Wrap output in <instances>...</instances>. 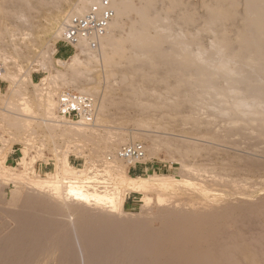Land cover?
Instances as JSON below:
<instances>
[{"label":"rangeland","instance_id":"374dc122","mask_svg":"<svg viewBox=\"0 0 264 264\" xmlns=\"http://www.w3.org/2000/svg\"><path fill=\"white\" fill-rule=\"evenodd\" d=\"M78 1L55 0L49 8L35 10L36 32L30 41H17V47L11 45L12 49L0 45V57L12 58L6 65L0 59V69L8 70L9 78L14 76L18 82L0 77V150L6 158L13 148L18 150L17 164L29 152L27 161L30 164L33 159L30 165L34 171L27 176L16 169L17 164L7 166L0 161V264H264V116L226 111L229 103L223 96L216 99L219 105L215 108L210 99L180 97L169 89L171 95L166 91L177 81L165 75L166 66L156 72L143 66V72L130 68L128 59L123 57L122 61L117 59L119 56L116 59L120 65L111 66L97 53V59L80 54V65L55 64L58 71L67 73L65 80L69 83L55 96V114L63 92L80 94L77 88L84 89L94 95L97 106L94 119L92 116L86 121L91 127H85L87 131L81 128L85 132L81 134L70 126L57 128L47 123L48 111L38 92L50 81L42 86L47 75L35 71L54 49L65 48L62 36L56 35L57 29L74 16L61 18L62 25L55 26V5L60 4L67 14ZM181 3H189L201 17L202 4L209 0ZM167 5L164 3L163 8ZM179 10L174 7L169 17L163 11V23L158 25L172 26L170 30H158L167 32L165 35L172 36V40L185 36V41L198 30L181 21ZM135 18V11H130L121 20L124 32L115 34L117 39L125 40L121 43L126 57L134 52L126 40ZM211 40L205 34L198 36L201 48H208ZM170 46L171 40L164 49ZM198 48L192 46L191 51L197 53ZM65 49L54 58L67 62L74 51ZM29 74L39 88L25 82ZM160 75L170 87L161 78L162 83L156 79ZM153 76L156 80L150 83ZM58 84L62 86L63 82ZM218 84L223 86L220 80ZM18 91L26 101H21ZM28 102L31 113L24 116L20 110ZM135 143L145 146L147 158L143 163L144 168H149L138 177H166L173 182L171 189L159 193L152 190L148 195L122 189L124 170L136 178L129 170L132 166L108 159L122 147ZM76 171L78 174L72 173ZM48 174L63 180L64 193L59 199L28 186ZM67 174L72 176L68 178ZM66 177L69 182L75 177L87 178L85 189L95 186L92 188L98 193L119 190L124 195L119 206L124 216L110 214L103 206L84 204L67 194ZM92 188L88 190L91 193ZM127 219L130 225L123 223ZM109 223L118 226L111 227Z\"/></svg>","mask_w":264,"mask_h":264},{"label":"bare ground","instance_id":"6f19581e","mask_svg":"<svg viewBox=\"0 0 264 264\" xmlns=\"http://www.w3.org/2000/svg\"><path fill=\"white\" fill-rule=\"evenodd\" d=\"M53 1L55 0H0V45L12 49V46L15 48L17 47V41L21 43L30 41L33 34L36 32L35 19L38 16L33 15L34 11H40L42 9L49 8L50 5L54 3ZM101 1L102 0H80L78 1V3L72 5V10L70 9L71 13L69 12L67 14H65L63 10L59 8L60 4H56L55 7L56 9H58V15L56 19H54L55 26L60 24V22L62 21L61 18H66L68 20V18H70L68 16H84L92 6L99 4ZM108 1L111 2L115 10V17L109 27L107 34L100 40L99 47L96 50L90 48L89 45L85 42L81 43L76 47V50L66 62L62 59L54 58V55L57 53V50L54 49L51 53H49L48 57L45 56V61L40 62V69L35 71H44L47 75V79L46 77L45 79H42V86L45 85L44 82H46L47 80L50 81L48 87L45 86V88H41V90H39L38 96L39 99L41 98L40 100H42L45 104L46 108H44L48 111V114H46L48 115L47 123L50 122V125L52 123L51 126H55L57 128H60L61 126L64 127V125L66 127L70 126V128L72 127L71 129L74 128V130L81 134L85 133L81 128L84 127L85 131H87V128L85 127H91L88 126L89 123L86 124V121H90L92 116H88L82 121L74 122L68 120L66 121L63 118L58 117V113L55 114V96L57 97V92L61 88H65L69 85V83L65 80L67 73L65 72L64 74V72L58 71L55 68V64H59L62 66L65 65V67L67 64V66L71 67L80 65L82 63L79 59L80 54L97 59V53L103 56L104 63H106L107 65L110 64L111 66L120 65L117 59L119 58L122 60L123 57L125 59H128L127 61L129 63L127 64H129L130 68L133 67L132 69H134L136 67L135 70L139 68L138 70L142 69L143 71V69L146 68H143V66H148L149 69H152L154 72H156L160 69L162 70V65L164 66V69L166 66L168 70L165 71V75L169 74L170 77L172 76L171 78L175 77L177 81V84L176 82L174 84H171L172 86L175 85L173 88L168 84L169 87L171 86V88L167 87V93H169V89H171V92H174L175 95H178L180 97L184 95L189 96V98L200 97L202 100L206 101L210 99V103H212L211 106L214 105V107L217 106V104L219 105V102H216V99L220 96H223L224 98H226V100L228 99L227 103H229V105L226 104L229 107L228 108L226 106V111L230 109L233 112L241 113L242 115L246 116L250 113H256L255 115L258 114L259 116L261 115L260 117L264 116V0H209V3L202 4L203 7L202 5L200 6L204 9V13L201 17H199L196 12H194L195 10L191 8L189 3H185L183 4L184 6H182L181 0ZM164 3L169 4V6H166V9L163 8ZM159 4L161 6H159ZM174 7H180L178 17L181 19V21H183L184 24L189 26L191 25L192 27L194 26L195 28L197 27V36L193 34L194 37H191L190 35V37L186 39L187 41H184V39H182L185 36H182L181 38L177 37L178 39L172 40V36L170 37V35H168L171 38L169 39V37L165 35L167 32L164 34L163 31H161V29H163L164 27H166V29L164 28V30L171 29L172 25L165 26L164 24H162L159 26L158 24L163 23V11H165V15L169 17L170 11ZM130 11H135L136 18L130 26L131 30L129 33V38L126 41L130 42L131 48H133L134 52L131 51L130 55H128L127 58L126 53L124 55V51L122 52L123 43L121 42H124L125 40H120V38L117 39L115 34L119 33L120 35V33L124 32L125 23L123 24L121 20L123 18H127ZM66 19L63 21H66ZM60 25H62V23ZM159 28L161 29L158 30ZM157 30L161 31L162 33L157 32ZM63 31L64 26L62 28L59 27V29H57V34L56 32L54 34H56L57 36H62ZM154 31L157 32L156 35H153ZM181 34L184 35L183 33ZM200 34L209 36L212 39L211 41H213L211 42L212 44H210L206 49L204 47H200L201 43H199L198 41V36ZM170 40L172 45L170 46L171 48H168V50H166L167 48L164 49V46L167 44V42L170 43ZM192 46H199L197 53L191 51ZM119 48L121 49V52L119 51ZM116 56L119 57H117L116 59ZM0 59L6 65L12 58L1 56ZM214 60L216 63L213 62ZM245 68H248L249 71H245ZM7 71L5 69L4 71H2L1 69L0 77L7 78L8 81L11 80L12 83H14L13 81H16L14 79L15 77L11 76V78H9L10 76ZM30 74L28 76L26 75L25 82L30 83L34 88H39V84L34 83ZM154 76L153 79H149L150 83L155 79ZM161 77L162 75H160L159 77L157 76L156 79H159ZM171 78H169V81ZM165 80H167V78H165ZM219 80L223 82V86H220L218 84ZM59 81L63 82L62 86H59ZM162 81H164V79ZM162 81L160 83H162ZM165 84V86H168L167 82H165ZM238 85H242L241 88H239ZM176 86L177 88H175ZM198 88H203L204 91L200 92L197 90ZM77 91H79L81 95L91 97L94 96L91 92L85 91L81 88H77ZM1 93L2 91L0 90V94ZM18 93L22 96L21 98H23L21 99V101H26L24 99L25 95H23L21 91H18ZM206 101L205 103H207ZM210 103H208V105H210ZM22 106L23 109L20 110V113L21 111H23V113L25 114L24 116H26L27 113H31L32 108L30 109L29 102L28 104H24ZM223 108L224 107H222V109ZM34 116H32V118ZM91 123L92 122H90V124ZM28 153L29 152L24 153V156L21 158L16 167L17 170H20L21 173L27 176L28 173L32 174L34 172L33 167L30 165L33 162V159H31L32 161H30V164L27 161ZM3 155L4 154L2 150H0V161H2V164L6 165V157H4L6 155ZM30 158L28 159L30 160ZM146 158L144 159V161L146 160ZM116 159L120 160L116 155L108 160L113 161ZM35 162L36 161H34V163ZM67 164L71 166L69 161H67ZM30 169H32V172H29ZM10 170L12 171L13 169ZM72 173L75 174L77 173V171ZM79 173L81 174L80 170ZM123 174L122 175L124 176V180L122 189L124 188L123 190H125L126 192H134L143 195L149 192L153 193L152 190H158L157 193H159V191L163 190L164 192H166L167 190L172 188L170 187V185H172L173 182H171L166 177L164 179H168L171 184H169L168 181H165L161 176H151V180H149L141 177H130L127 175L128 173L125 170ZM12 175L13 174L10 173V176ZM14 176L16 175H13V177ZM69 176L72 175L67 174L68 178ZM67 177L66 181L67 183H69L67 194L75 197L84 204H91V206L96 205L97 207L103 206L105 207V209H108L110 214H115L116 216L123 215L121 211L122 208H120L119 206L124 198L121 197L122 194L119 190H115L117 192H113V190L107 191V189H105L106 192L102 191L103 193H98L94 190V188H92L95 186H91L89 187V189L92 188L94 190L91 193V191H88L89 189L86 190L88 187H85L84 185L87 184L84 181V179L87 178H84L82 180L81 178L76 179L75 177L74 179L72 177V181L69 182L70 179H68ZM27 180L29 179L27 178ZM36 181H34L33 183L29 182L31 184L28 185H31L30 188H32L33 191L42 194L50 193L56 199H59L64 193L62 192L63 180L61 181L57 175L48 174L47 178H43L37 182ZM147 200H149L150 202V199ZM147 203L148 201L145 204ZM127 221L128 219L125 220V222ZM125 222L123 223L130 225V221H128L129 224ZM134 222L133 224H136V222ZM109 226L117 227L118 225L109 223Z\"/></svg>","mask_w":264,"mask_h":264},{"label":"built area","instance_id":"2783aa9c","mask_svg":"<svg viewBox=\"0 0 264 264\" xmlns=\"http://www.w3.org/2000/svg\"><path fill=\"white\" fill-rule=\"evenodd\" d=\"M114 17L115 10L108 0H102L99 4L92 6L84 16L71 17L64 25L63 45L75 51L77 46L85 42L90 48L96 50L100 40L107 34ZM96 107L93 97L72 91L63 92L58 98V116L66 121L79 122L88 116H93L94 119ZM116 156L131 164L132 167L146 165L143 163L146 158L145 146L141 143L122 147Z\"/></svg>","mask_w":264,"mask_h":264},{"label":"crops","instance_id":"0c3cea01","mask_svg":"<svg viewBox=\"0 0 264 264\" xmlns=\"http://www.w3.org/2000/svg\"><path fill=\"white\" fill-rule=\"evenodd\" d=\"M64 51H66L65 48H58L57 49L58 54H62V52H64ZM17 154H18V150L13 148L12 151L7 155V158H6V165L7 166H13L14 164H17V161L19 160V155H17ZM129 170H130V172L132 171L134 176L138 177V176H142V174H144V172H148L149 168H148V166L146 168H144V166H141V167H131ZM150 170H152V167L150 168Z\"/></svg>","mask_w":264,"mask_h":264}]
</instances>
